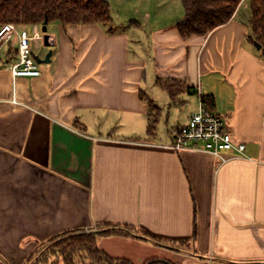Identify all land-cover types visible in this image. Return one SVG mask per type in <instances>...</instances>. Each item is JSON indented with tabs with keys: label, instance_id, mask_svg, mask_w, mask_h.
<instances>
[{
	"label": "crops",
	"instance_id": "crops-1",
	"mask_svg": "<svg viewBox=\"0 0 264 264\" xmlns=\"http://www.w3.org/2000/svg\"><path fill=\"white\" fill-rule=\"evenodd\" d=\"M141 2L143 22L114 34L101 24L47 26L52 54L39 76L10 70L17 36L0 58V257L8 263H26L66 232L128 226L161 244L114 235L99 246L134 264H264V62L248 37L249 6L208 35L183 37L184 7ZM158 79L188 90L173 100ZM186 94L189 118L200 95L213 96L244 156L219 166L209 153L168 147L180 126H168L165 108Z\"/></svg>",
	"mask_w": 264,
	"mask_h": 264
},
{
	"label": "trees",
	"instance_id": "trees-1",
	"mask_svg": "<svg viewBox=\"0 0 264 264\" xmlns=\"http://www.w3.org/2000/svg\"><path fill=\"white\" fill-rule=\"evenodd\" d=\"M181 2L184 16L176 22V28L183 37L208 35L217 27L228 23L235 16L239 6L246 2L250 9L248 37L260 47V56L264 62V0H181ZM7 23H13L17 27L42 26L45 23L47 26L53 23L101 24L110 34H114L117 27L109 0H0V27ZM157 84L167 91L173 100L178 94L188 90V87L177 79H158ZM201 97L206 106L212 109L213 96ZM150 105L153 110L157 109L155 104ZM157 120L153 118L149 133L155 131ZM114 235L151 239L158 245L162 242L147 234H138L128 226L106 227L100 231L89 232L71 231L50 240V252L56 256L55 261L50 264H134L126 258L111 256L99 246V237ZM0 264H5L1 257ZM145 264L174 263L165 259H151Z\"/></svg>",
	"mask_w": 264,
	"mask_h": 264
},
{
	"label": "built area",
	"instance_id": "built-area-1",
	"mask_svg": "<svg viewBox=\"0 0 264 264\" xmlns=\"http://www.w3.org/2000/svg\"><path fill=\"white\" fill-rule=\"evenodd\" d=\"M41 27L36 25L32 35L21 32L13 23L4 24L0 28V47L11 42L13 36L18 37L17 57L9 65L15 77L41 75L32 47V41L38 43L44 39ZM168 147L177 151L209 153L217 159L219 166L244 156L246 149L245 143L234 140L226 129L224 118L207 107L201 95L198 110L191 115L185 125L176 130L173 142Z\"/></svg>",
	"mask_w": 264,
	"mask_h": 264
},
{
	"label": "rangeland",
	"instance_id": "rangeland-1",
	"mask_svg": "<svg viewBox=\"0 0 264 264\" xmlns=\"http://www.w3.org/2000/svg\"><path fill=\"white\" fill-rule=\"evenodd\" d=\"M169 3H171V5H162V7L160 9H163L165 11H169V10H177V8L180 5V9H182L183 11V6L180 2V0H168ZM112 9H113V16L116 19V21H119L120 23H116L118 29H128L127 27H129V23L130 21H135L138 23L143 22L142 18L145 16L147 9V4L143 3L141 4V0H109ZM168 3V2H167ZM247 3L245 4L243 9H246ZM245 10H242L241 13H243ZM152 11L149 10V13ZM173 14V13H172ZM242 15V14H241ZM19 28V27H18ZM28 28V34L32 35L33 34V28L32 27H27ZM19 30H21V28H19ZM131 32V31H130ZM131 35H133V42L134 40L136 41V34L134 32L131 33ZM16 36L13 37L12 41L10 43L5 44L1 49H0V58L4 57V52L6 50H8L11 46L12 43L14 42ZM41 45L39 48H36L34 53L36 58H44L46 57L48 51L47 48L43 45V40L40 41ZM33 44H36V42L32 41V46ZM134 44V43H133ZM47 51V52H46ZM38 65H41V63H38ZM154 89H150L148 91L149 96L155 100L157 102V94L154 93ZM159 91V95L161 98H165L167 97V95L160 91V90H156ZM164 95V96H163ZM184 99H182L180 101H177L176 104H172V105H167L168 107L165 108L166 113L169 115V119L167 122H169L168 126H171V128L177 127V126H181L183 124H185V122L188 120L189 118V112L191 111V105L189 104V97L188 95H184L183 96ZM178 99V100H179ZM163 100V99H162ZM158 103V102H157ZM159 104V103H158ZM165 103L162 106H166ZM166 115V116H168ZM165 119V118H164ZM49 244L50 243H46V244H42L40 246H38L34 253L33 256H31V258L29 259V261H27L24 264H50L51 262L55 261L56 256L51 253L49 248ZM46 256V259H45ZM2 261L5 264H10L8 263L5 259H3V257H1ZM45 260V262H43ZM60 261V260H58ZM43 262V263H41Z\"/></svg>",
	"mask_w": 264,
	"mask_h": 264
},
{
	"label": "water",
	"instance_id": "water-1",
	"mask_svg": "<svg viewBox=\"0 0 264 264\" xmlns=\"http://www.w3.org/2000/svg\"><path fill=\"white\" fill-rule=\"evenodd\" d=\"M41 29H42V31L44 32V41H45V44H46V45H50V43H48V39L51 38V35H49V34L47 33V31H48L47 23L43 24L42 27H41ZM258 47H259V46H258ZM51 54H52V52L50 51V52L47 54V56H46L45 59L38 58V59H37L38 63H47V62H49V61H50Z\"/></svg>",
	"mask_w": 264,
	"mask_h": 264
}]
</instances>
